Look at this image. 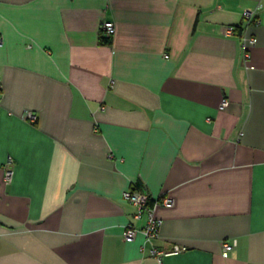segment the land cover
<instances>
[{
  "label": "crops",
  "instance_id": "crops-1",
  "mask_svg": "<svg viewBox=\"0 0 264 264\" xmlns=\"http://www.w3.org/2000/svg\"><path fill=\"white\" fill-rule=\"evenodd\" d=\"M0 34V264H264V0H0ZM129 188L173 199L151 241Z\"/></svg>",
  "mask_w": 264,
  "mask_h": 264
},
{
  "label": "built area",
  "instance_id": "built-area-1",
  "mask_svg": "<svg viewBox=\"0 0 264 264\" xmlns=\"http://www.w3.org/2000/svg\"><path fill=\"white\" fill-rule=\"evenodd\" d=\"M245 17H249V13H245ZM102 30L105 32L107 36H112L116 33V24L113 21L110 20H105L103 21L102 25ZM224 32L227 35H233L236 34L238 29L240 28L237 25H229L224 27ZM242 36V46L244 49V57L249 58L250 57V48L254 46L257 42V38L255 36H244L241 33ZM3 36L0 34V47L3 45ZM229 100L227 97H224L222 100V103L220 104V108H224L228 105ZM30 117H34L32 113L28 114ZM9 165L6 169V174H5V179L7 182H10L13 177V169L11 167L12 164V159H9L8 161ZM123 196L126 200H128L130 203H132L136 207V212L134 214L135 219H142L145 217L146 221L144 226L141 229H138L134 224H129L126 226L123 235L124 238L127 241H130L136 237L138 232H143L146 240L151 241L154 238H157L159 236V231L160 227L162 224L161 219L157 218L155 216V207L158 204H163V205H172L173 204V199L170 197H164L162 199H152L150 195L147 193H141L135 189L129 188L126 189L123 192ZM152 201V204L150 203ZM237 245V240L234 239L232 242H224L223 243V251L222 254L224 256H228L229 253L234 249V247ZM183 247L175 246L172 251L167 252L164 250H160L156 247H152L150 249V253L152 255L161 257L164 254L167 253H177L181 251Z\"/></svg>",
  "mask_w": 264,
  "mask_h": 264
},
{
  "label": "trees",
  "instance_id": "trees-1",
  "mask_svg": "<svg viewBox=\"0 0 264 264\" xmlns=\"http://www.w3.org/2000/svg\"><path fill=\"white\" fill-rule=\"evenodd\" d=\"M241 34V33H240ZM152 204V201L150 202Z\"/></svg>",
  "mask_w": 264,
  "mask_h": 264
}]
</instances>
